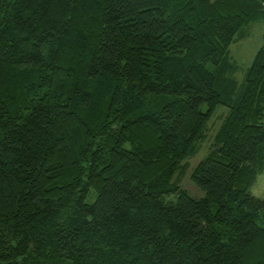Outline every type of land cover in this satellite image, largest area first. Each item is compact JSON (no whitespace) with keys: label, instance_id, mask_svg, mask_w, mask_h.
Listing matches in <instances>:
<instances>
[{"label":"trees","instance_id":"trees-1","mask_svg":"<svg viewBox=\"0 0 264 264\" xmlns=\"http://www.w3.org/2000/svg\"><path fill=\"white\" fill-rule=\"evenodd\" d=\"M264 0H0V264H264ZM227 108L206 157L186 160Z\"/></svg>","mask_w":264,"mask_h":264},{"label":"rangeland","instance_id":"rangeland-1","mask_svg":"<svg viewBox=\"0 0 264 264\" xmlns=\"http://www.w3.org/2000/svg\"><path fill=\"white\" fill-rule=\"evenodd\" d=\"M263 43L264 20L251 24L245 32V35L231 45V56L239 65L236 78L240 82L244 80L247 68L252 63L257 50L263 45ZM226 110L227 108L223 105L217 107L214 116L208 123L206 130L207 136L201 143L200 151L186 160L188 167L181 179L180 185L182 189L186 190L194 198L199 199L205 196V191L197 186L191 179L192 171L195 166L206 157L209 146L213 142L219 126L223 122ZM252 192L259 197H264V172L258 175L256 183L252 188Z\"/></svg>","mask_w":264,"mask_h":264}]
</instances>
